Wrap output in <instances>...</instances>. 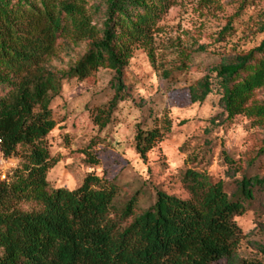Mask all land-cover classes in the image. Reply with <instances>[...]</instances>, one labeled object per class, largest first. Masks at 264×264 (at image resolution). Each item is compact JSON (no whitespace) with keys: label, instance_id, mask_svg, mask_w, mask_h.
Masks as SVG:
<instances>
[{"label":"trees","instance_id":"obj_1","mask_svg":"<svg viewBox=\"0 0 264 264\" xmlns=\"http://www.w3.org/2000/svg\"><path fill=\"white\" fill-rule=\"evenodd\" d=\"M91 1L0 0V141L8 159L20 158L12 180L0 182V264H239L244 235L236 220L264 191L262 176L244 175L229 189L189 169L182 177L187 198L156 188L144 210L140 192L123 200L114 182L94 175L75 190L49 182L60 162L47 143L56 127L51 107L64 82L84 81L102 68L115 71V95L94 118L108 126L126 99L131 51L153 46L157 22L176 3ZM64 40L88 42L89 49L69 70L58 71L52 61ZM210 72L221 91L222 121L247 117L264 130V40ZM213 85L210 75L193 84L191 102L206 101ZM171 127L169 120L164 132L138 126L135 148L144 162ZM263 155L264 148L256 159ZM226 161L233 169L232 159Z\"/></svg>","mask_w":264,"mask_h":264},{"label":"rangeland","instance_id":"obj_2","mask_svg":"<svg viewBox=\"0 0 264 264\" xmlns=\"http://www.w3.org/2000/svg\"><path fill=\"white\" fill-rule=\"evenodd\" d=\"M156 28L151 48L131 51L123 77L126 99L105 128L94 118L115 95V71L102 68L84 81L64 82L51 107L56 127L47 139L52 155L60 159L48 175L54 188L75 190L94 175L114 182L123 200L140 192L139 209L144 210L153 203L156 188L187 198L182 177L189 169L221 179L229 189L244 175L264 177V155L256 159L264 148V130L247 117L222 121L221 91L210 72L264 40V0H176ZM88 49V42L64 40L52 66L67 71ZM209 75L213 94L193 104L189 88ZM212 119L221 123L211 127ZM166 120L171 131L144 162L135 148L138 126L164 132ZM19 164V157L9 159V182ZM236 221L244 235L239 264H264V191Z\"/></svg>","mask_w":264,"mask_h":264},{"label":"built area","instance_id":"obj_3","mask_svg":"<svg viewBox=\"0 0 264 264\" xmlns=\"http://www.w3.org/2000/svg\"><path fill=\"white\" fill-rule=\"evenodd\" d=\"M9 159L7 158L2 141H0V182H8L9 178V167H8Z\"/></svg>","mask_w":264,"mask_h":264}]
</instances>
